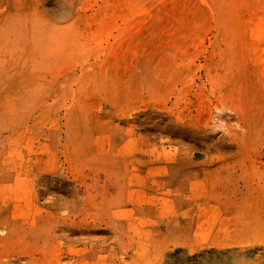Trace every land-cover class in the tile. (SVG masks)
I'll return each instance as SVG.
<instances>
[{
  "label": "rangeland",
  "instance_id": "374dc122",
  "mask_svg": "<svg viewBox=\"0 0 264 264\" xmlns=\"http://www.w3.org/2000/svg\"><path fill=\"white\" fill-rule=\"evenodd\" d=\"M0 5L7 108L12 103L21 113L14 120L21 125L17 146L7 145L13 112L1 126L0 264H53L57 251L70 248L72 260L59 264H131L125 251L141 253L157 233L179 239L168 243L165 264H264L263 202L255 205L257 219L254 210L244 214L251 224L238 231L234 217L214 205L237 185L253 197L264 190V149L244 153L231 140L246 143L264 132V0ZM206 120L200 137L178 124ZM249 120L256 125L248 127ZM235 163L243 179L229 177ZM162 168L175 172L174 183L167 177L152 185ZM122 170L127 181L116 187L108 176ZM104 189L117 205L111 223L118 220L130 245L122 236L115 241L103 225L80 229V222L107 210ZM75 197L78 205L68 203L64 211V200ZM82 235L87 239L74 242Z\"/></svg>",
  "mask_w": 264,
  "mask_h": 264
},
{
  "label": "bare ground",
  "instance_id": "6f19581e",
  "mask_svg": "<svg viewBox=\"0 0 264 264\" xmlns=\"http://www.w3.org/2000/svg\"><path fill=\"white\" fill-rule=\"evenodd\" d=\"M4 14H3V12H2V8H1V5H0V19L2 18V16H3ZM5 86H6V81H5V75H4V65H3V60H2V58H1V56H0V134L2 133L1 131H2V129H1V126H2V124L4 123V119H5V113H7V112H13V120H12V122H11V124L13 125V127H12V129H13V137H12V139L9 141V144H7L8 146H12V147H15V146H17L18 145V143H19V140H20V138H21V134L19 133V131H20V128H21V125L19 124V122H16V121H14L15 120V118H19L20 117V114L21 113H19V110H16L15 112H14V106H13V104L12 103H10V108H7V106H8V101H7V99L9 98V97H7L6 96V92H5ZM221 112L223 111L222 109H219ZM229 110H231V108H229ZM20 112H21V110H20ZM233 112L235 113V115H237L238 116V112L236 111V110H233ZM218 115V114H217ZM227 115V114H226ZM228 116V115H227ZM207 117H209V116H207ZM188 118V117H187ZM205 119V118H204ZM215 119V118H214ZM255 122H257V121H255ZM178 124H180V125H182V126H184V128H188V129H190V131L192 132H195L194 134L197 136V137H200L199 135L200 134H202L203 132H205L206 130H207V128H208V121L206 120L205 122L203 121V123L202 122H200V124L199 125H192V124H190V127L188 126V125H185L184 123H178ZM247 125H248V127H251V126H255L256 124L254 123V120H249L248 121V123H247ZM206 133V132H205ZM192 134V133H191ZM204 134V133H203ZM161 136V135H160ZM202 137V136H201ZM204 139V138H203ZM234 143H240L242 146H243V151H244V153H250L253 149H255V148H257V149H259V148H261V149H264V132H261V131H259V132H255L254 134H252L251 136H250V138H249V141L248 142H246V143H243L242 141H240L238 138H233V139H231ZM124 146V145H123ZM9 148V147H8ZM256 149V150H257ZM17 150V149H16ZM15 150V151H16ZM14 151V152H15ZM111 151H112V149H111ZM110 150H109V152H111ZM8 152V151H7ZM18 152V154H19V151H17ZM118 152V151H117ZM263 152H264V150H263ZM27 153H29V152H27ZM127 153V152H126ZM257 153L259 154V151H257ZM15 154V153H14ZM21 154V153H20ZM19 154V155H20ZM23 154V153H22ZM29 154H31V153H29ZM247 155V154H246ZM26 156V155H25ZM250 156V155H249ZM4 157V154H2V153H0V160H2V158ZM22 158V157H21ZM20 158V159H21ZM246 159H247V156L245 157ZM255 158V157H254ZM264 158V157H263ZM24 159V158H23ZM30 159V158H29ZM254 160V159H253ZM27 161V160H26ZM29 161H31V160H29ZM39 161V160H38ZM60 161V160H59ZM255 162L257 161L258 162V159L256 158V160H254ZM53 162H55V161H53ZM28 163V162H27ZM40 163V162H39ZM59 163V162H58ZM144 163V162H143ZM96 164V163H95ZM53 165H54V163H53ZM60 165V164H59ZM58 165V166H59ZM162 165V164H161ZM43 166V165H42ZM51 166H52V163H51ZM253 166H254V164H253ZM32 167V166H31ZM45 167V166H44ZM127 168H128V164H124V168H123V170L124 171H126L127 170ZM66 169V168H65ZM134 169V168H133ZM162 169H164V168H162ZM45 170V169H44ZM55 170V169H54ZM120 171V172H118L119 174L117 175H109L108 177V181H110V180H115V181H117V182H113V184L117 187L118 186V184H119V186H120V182H121V180L123 181L122 182V185L127 181V177H126V174H125V172L124 171ZM165 171L163 172L162 170H161V174L159 173L158 175H156L155 176V180L152 182V185H154L156 182H159V183H161V182H164L165 180H166V178L168 177V179H169V182L170 183H174V181H175V172L174 173H168V171H167V169H164ZM32 171V170H31ZM227 171L230 173L229 174V177L230 178H232L233 176H235V175H239L240 177V179H243V177L241 176V175H243V170H242V167H240L239 166V164L238 163H235V164H233V165H231L228 169H227ZM252 171H253V173H258L257 172V168H253L252 169ZM66 172H68V171H66ZM221 172V171H220ZM264 172V171H263ZM59 173V172H58ZM69 173V172H68ZM51 174H53V173H51ZM55 174L56 175H58L56 172H55ZM60 174L61 175H63L64 174V171L63 170H61V172H60ZM261 175L264 177V175L261 173ZM34 176V175H33ZM42 176V175H41ZM54 176V175H53ZM59 176V175H58ZM67 176V175H66ZM64 177H65V175H64ZM139 177H141V176H139ZM57 178V177H56ZM55 178V179H56ZM61 178V177H60ZM59 178V179H60ZM69 180H70V178H68ZM128 179H130L129 177H128ZM17 181H18V179H16V183H17ZM60 181V180H59ZM59 181H57V182H59ZM63 181V180H62ZM62 181H60L61 183H62ZM120 181V182H119ZM53 182L55 183V181L53 180ZM111 182V181H110ZM27 183V182H26ZM25 183V184H26ZM75 183H77V182H75ZM144 183V185H147L148 183H147V181H144L143 182ZM177 183V182H176ZM206 184V183H205ZM30 185V184H29ZM38 185V184H37ZM59 185V184H58ZM69 185V184H68ZM76 185V184H75ZM75 185H74V187H75ZM141 185H143V184H141ZM16 186V185H15ZM51 186H52V182H51ZM64 186H65V184H64ZM64 186H62L63 187V189H64ZM31 187V186H30ZM30 187H28L29 188V190H31L30 189ZM35 186L33 185V188H34ZM56 187H57V184H56ZM82 188V187H84V190H83V192L85 193V200L86 201H90L91 199H92V195H91V189H90V187L87 185V184H85V182H83L82 181V183H81V185L79 184V188ZM218 187V186H217ZM239 185H237L233 190H228V191H225L224 192V194H225V196L222 198V197H219V198H216V199H214L215 200V203H214V205L216 206L217 205V207L220 209V211H222L223 213H226V212H229V214H231L233 217H234V228H236V230L238 231V230H241L242 228H238L240 225H243V226H245V225H250L251 224V222H249L248 220H244L242 217H244L245 218V215L244 214H246V213H248V212H250L251 210H254L253 212H254V214H253V217L255 218V215H257V217L259 216L257 213V210H255V205H259L260 203H262L263 202V204H264V190H258L257 192H258V194H259V196H257V197H253L252 196V193H253V190H251V189H249V188H246L244 191H242L241 189H239ZM59 188V187H58ZM76 188H78V187H76ZM216 188V187H215ZM37 189V188H36ZM55 189V188H54ZM63 189H61V190H63ZM75 189V188H74ZM206 189V188H205ZM60 190V189H59ZM65 190H67L66 188H65ZM71 190H73L72 188H71ZM103 190V189H102ZM201 190V189H200ZM207 190V189H206ZM24 191H27V190H24ZM23 191V192H24ZM33 191V190H32ZM42 191H45L44 189H42ZM41 191V192H42ZM78 191V190H77ZM104 191H105V189H104ZM205 191V190H204ZM203 191V192H204ZM178 193H179V190L177 191ZM260 192V193H259ZM31 193V192H30ZM38 193V192H37ZM53 193V192H52ZM70 193V192H69ZM74 193L75 194H78V193H76V192H73L72 191V194L74 195ZM26 194H27V192H26ZM60 194V193H59ZM195 194V193H194ZM203 194V193H202ZM31 195V194H30ZM36 195V194H35ZM34 195V196H35ZM69 195V194H68ZM100 195H101V197H102V206H104L107 210L106 211H103V213L101 212V214H102V216H97L96 218H92L90 221H84V222H80L81 224H80V226H82V228L80 227V229L81 230H83V231H86L87 230V228H89V227H92V226H95L96 224H98V225H100V226H106V231H107V233L108 234H110L112 237L111 238H113L115 241L116 240H118V238L120 237V236H122V238H123V240L125 241V238H126V235H125V233L127 232H125V229L123 230V229H121L120 228V226H119V222H118V220L117 221H115V223H111V217H117L116 215L118 214L117 213V211H115V210H113L112 211V209H117V205H116V202H115V199H114V197H109V198H107V194H106V191H105V193L104 192H102V193H100ZM201 195V194H200ZM204 195V194H203ZM60 196V195H59ZM69 196H71V194L69 195ZM68 196V197H69ZM176 196H178V195H176ZM42 197V196H41ZM77 197H79V196H77ZM31 198V197H30ZM35 198V197H34ZM51 198V204L53 203V201H55V199H54V197L53 196H51L50 197ZM60 198H62V197H60ZM177 198V197H176ZM179 198H180V196H179ZM29 199V198H28ZM48 199V198H47ZM82 199V198H81ZM192 198H186V200L187 201H192V202H194V200L192 199ZM36 200V199H35ZM68 200V199H67ZM67 200H64V202H63V204H62V206H63V208H64V206H66V205H68V203H70L72 206H75V205H78V203H79V201H78V199L75 197L73 200H71L70 202L69 201H67ZM147 200V199H146ZM182 201V200H181ZM184 202H187V201H185V200H183ZM183 201H182V203H183ZM209 202V201H208ZM48 203V202H47ZM58 203V202H57ZM81 204V203H80ZM59 205H60V203H59ZM87 205H88V203H87ZM86 205V206H87ZM212 205V204H211ZM57 206V205H56ZM81 206V205H80ZM79 206V207H80ZM211 207V206H210ZM62 208V209H63ZM177 208H178V206H177ZM69 209V208H68ZM166 209V208H165ZM170 209H171V207H170ZM191 209L192 208H190V210L189 211H191ZM213 209V208H212ZM60 210H61V208H60ZM64 211H66L65 210V208L63 209ZM62 210V211H63ZM73 210V209H72ZM166 210H168V209H166ZM171 211H172V209H171ZM119 212V211H118ZM164 212V211H163ZM154 213V212H153ZM167 214L166 215H170V214H168V212H166ZM176 212H174V214H175ZM180 213L182 214V211H180ZM179 213V214H180ZM156 215V214H155ZM172 215V214H171ZM176 215H177V213H176ZM92 216V215H91ZM157 216V215H156ZM180 216V215H179ZM239 216H241V218H242V220H239ZM164 217V216H163ZM118 218V217H117ZM60 219V218H59ZM73 219V218H72ZM255 219H257V218H255ZM113 221V220H112ZM140 221V220H139ZM149 221V220H148ZM146 222V221H145ZM182 222V221H181ZM69 223V222H68ZM129 223V222H128ZM149 223V222H148ZM152 223V222H151ZM154 223V222H153ZM175 223V222H174ZM173 223V224H174ZM180 223V222H179ZM131 224V223H130ZM72 225V224H71ZM143 225V224H142ZM180 225V224H179ZM173 226V225H172ZM242 226V227H243ZM60 227H61V225H60ZM64 227V226H63ZM67 227V226H66ZM65 227V228H66ZM128 227V226H127ZM59 227H57L56 229H58ZM64 228V229H65ZM68 228V227H67ZM177 228V227H176ZM131 229V228H130ZM151 229V228H150ZM149 229V230H150ZM157 229V228H156ZM172 229V228H171ZM59 230V229H58ZM63 230V229H62ZM71 230V229H70ZM94 230V229H93ZM134 230V229H133ZM167 231H168V229H166ZM60 231V230H59ZM63 231H65V230H63ZM71 231H73V230H71ZM75 231V230H74ZM73 231V232H74ZM131 231V230H130ZM137 231H139V230H137ZM145 231V230H144ZM154 231V230H153ZM156 231V230H155ZM163 231V230H162ZM171 231V230H170ZM58 232V231H57ZM67 232V231H66ZM78 232V231H77ZM88 233H90V232H92V231H87ZM172 233H173V231H171ZM68 233V232H67ZM145 233V232H144ZM144 233H143V235H144ZM181 233V232H180ZM183 233V232H182ZM181 233V234H182ZM58 234V233H57ZM68 234H70V233H68ZM68 234H66L67 236H69ZM85 234H86V232H85ZM138 234V233H137ZM141 235H142V232L140 233ZM147 234V233H146ZM145 234V235H146ZM154 234H155V232H154ZM63 235H65V234H63ZM78 235H81V234H78ZM95 235V234H94ZM94 235H93V238H95L94 237ZM134 235H136V234H134ZM184 235V234H183ZM59 236V235H58ZM83 236V235H82ZM88 236V235H87ZM99 236V235H98ZM147 236V235H146ZM61 237H62V235H61ZM65 237V236H64ZM84 237L85 236H83V237H78V238H76L75 240H74V242H76V243H78V242H83V240H85L84 239ZM110 237V236H109ZM148 237V236H147ZM159 237V238H158ZM186 237V236H185ZM192 237V236H191ZM194 237V236H193ZM72 238V237H71ZM86 239H87V237H85ZM91 238V237H90ZM103 238V237H102ZM106 238H108L107 236H106ZM89 239V238H88ZM97 239V238H96ZM95 239V240H96ZM105 239V238H104ZM131 239H132V237H131ZM135 239V238H134ZM193 239V241H194V238H192ZM92 240V239H91ZM90 240V241H91ZM137 241H138V239H136ZM146 240H147V238H146ZM179 239L177 238V237H173L171 240H168L167 239V237H165L163 234H160V233H157V237L155 238V239H152V242L148 245L147 244V246H146V248L144 249V251H142L141 253H135V252H130V250L131 249H127L126 251H125V254H126V256H127V254H129V256H130V258H131V260H132V262H131V264H165V261H166V258H165V255H167L168 253H169V249H168V243H174V244H180L179 243V241H178ZM62 241H64V240H62ZM67 241V240H66ZM87 241H89V240H87ZM86 241V242H87ZM89 241V242H90ZM93 241V240H92ZM114 241V242H115ZM171 241V242H170ZM85 242V243H86ZM142 242V241H141ZM147 242V241H146ZM123 243H125V245L126 244H128V245H130V241L128 240L127 242L125 241V242H123ZM139 243V242H138ZM64 244V243H63ZM68 244V243H67ZM75 244V243H74ZM69 245V244H68ZM73 245V244H72ZM124 245V246H125ZM64 246V245H63ZM136 246V245H135ZM231 246V245H230ZM68 248H69V246H67ZM80 247V246H79ZM137 247V246H136ZM174 247V246H173ZM215 247H216V245H215ZM226 247V246H225ZM56 248H57V245H56ZM73 248V247H72ZM78 248V247H77ZM86 248V247H85ZM229 248V247H228ZM237 248V247H236ZM252 248V247H251ZM74 249V248H73ZM78 249H80V248H78ZM124 249V248H123ZM138 249V248H137ZM216 249V248H215ZM227 249V248H226ZM240 249V248H239ZM169 250V251H168ZM176 250V249H175ZM188 250V249H187ZM190 251V250H189ZM197 251V250H196ZM243 251V250H242ZM175 252V251H174ZM173 252V253H174ZM193 252V251H192ZM89 252L86 250V255L88 254ZM214 253V252H213ZM238 253V252H237ZM75 254V252L73 251V250H71V248L70 249H68V250H61L60 249V251L58 252L57 251V255H56V262L54 263L53 262V264H59L60 262H61V260H63V259H66L67 257V259L69 260V257H70V260H72L71 259V257L73 256ZM124 254V253H123ZM194 254V253H193ZM216 254V253H215ZM26 257V256H25ZM98 257V256H97ZM101 257V256H100ZM176 257V256H175ZM193 257V256H192ZM73 258V257H72ZM85 258V257H84ZM115 258V257H114ZM66 259V260H67ZM53 260V259H52ZM65 260V261H66ZM69 260V261H70ZM97 260V259H96ZM173 260V259H172ZM187 260V259H186ZM190 260V259H189ZM233 260H234V258H233ZM241 259H239V261H240ZM76 261V260H75ZM79 261V260H78ZM207 261V260H206ZM250 261V260H249ZM63 262V261H62ZM66 262H68V261H66ZM81 262V261H80ZM82 262H83V260H82ZM90 262V261H89ZM94 262V261H93ZM52 263V262H51ZM92 263V262H91ZM120 263V262H119ZM212 263V262H211ZM245 263V262H244ZM249 263V262H248ZM83 264H88V262L87 263H83ZM206 264V263H205ZM214 264V263H213ZM242 264V263H241Z\"/></svg>",
  "mask_w": 264,
  "mask_h": 264
}]
</instances>
